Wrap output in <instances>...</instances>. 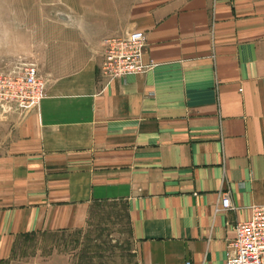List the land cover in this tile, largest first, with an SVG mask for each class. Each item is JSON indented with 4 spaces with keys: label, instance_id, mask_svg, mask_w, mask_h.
I'll return each mask as SVG.
<instances>
[{
    "label": "crops",
    "instance_id": "1",
    "mask_svg": "<svg viewBox=\"0 0 264 264\" xmlns=\"http://www.w3.org/2000/svg\"><path fill=\"white\" fill-rule=\"evenodd\" d=\"M62 9L45 96L0 120V261L123 201L139 264H225L234 224L264 205V0ZM133 29L155 65L105 85L101 39Z\"/></svg>",
    "mask_w": 264,
    "mask_h": 264
},
{
    "label": "rangeland",
    "instance_id": "2",
    "mask_svg": "<svg viewBox=\"0 0 264 264\" xmlns=\"http://www.w3.org/2000/svg\"><path fill=\"white\" fill-rule=\"evenodd\" d=\"M62 0H0V71L35 63L44 72L48 47L60 44ZM14 109L0 107L1 116ZM0 264H139L123 201L91 205L83 227L22 238Z\"/></svg>",
    "mask_w": 264,
    "mask_h": 264
},
{
    "label": "built area",
    "instance_id": "3",
    "mask_svg": "<svg viewBox=\"0 0 264 264\" xmlns=\"http://www.w3.org/2000/svg\"><path fill=\"white\" fill-rule=\"evenodd\" d=\"M145 45V33L138 29L103 37L98 67L105 85L116 78L151 69L155 62L145 59ZM44 86L45 78L35 63L0 71V107L29 110L45 96ZM219 208H232L228 191L222 193ZM233 231L225 264H264V205L253 206L250 217L235 223Z\"/></svg>",
    "mask_w": 264,
    "mask_h": 264
}]
</instances>
